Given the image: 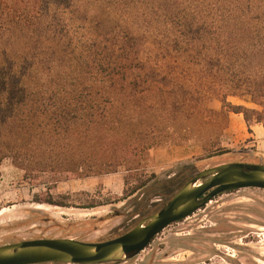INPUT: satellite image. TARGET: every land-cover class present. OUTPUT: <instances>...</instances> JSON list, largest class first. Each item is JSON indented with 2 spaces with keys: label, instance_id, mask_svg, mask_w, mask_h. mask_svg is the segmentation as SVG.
<instances>
[{
  "label": "trees",
  "instance_id": "obj_1",
  "mask_svg": "<svg viewBox=\"0 0 264 264\" xmlns=\"http://www.w3.org/2000/svg\"><path fill=\"white\" fill-rule=\"evenodd\" d=\"M150 38L157 62L141 56ZM244 96L251 106L229 100ZM260 106L264 0H0V162L47 188L124 168L121 195L78 207L145 187L155 148L192 140L206 158L229 152V113L251 132L264 126ZM63 200L34 195L77 206Z\"/></svg>",
  "mask_w": 264,
  "mask_h": 264
},
{
  "label": "rangeland",
  "instance_id": "obj_2",
  "mask_svg": "<svg viewBox=\"0 0 264 264\" xmlns=\"http://www.w3.org/2000/svg\"><path fill=\"white\" fill-rule=\"evenodd\" d=\"M141 56L157 62L160 48L155 40L147 41ZM182 74V77H189L188 73ZM193 74L190 73L191 77ZM200 86L202 84L193 88ZM229 100L252 105L247 96L242 99L229 97ZM202 105L220 109L216 99L206 98ZM262 108L264 106L259 107ZM226 129L220 145L229 152L206 158L201 146L191 140L170 145L192 147L188 157L168 161L161 156L154 160L150 153L144 165L148 173L155 174L152 181L121 201L91 208L78 206L92 198L104 201L121 195L123 167L112 174L68 179L47 188L40 180H25L23 171L13 166L9 158H4L0 162V245L58 237L104 241L128 231L139 220L157 211L197 172L222 163L247 162L238 160L253 153L247 132L241 136L228 133ZM249 163H264V158L252 159ZM35 194L41 198L51 194L77 206L36 202ZM99 264H264V189L249 187L224 192L190 216L165 227L134 257Z\"/></svg>",
  "mask_w": 264,
  "mask_h": 264
},
{
  "label": "water",
  "instance_id": "obj_3",
  "mask_svg": "<svg viewBox=\"0 0 264 264\" xmlns=\"http://www.w3.org/2000/svg\"><path fill=\"white\" fill-rule=\"evenodd\" d=\"M249 187L264 189V163L234 161L208 167L187 180L157 211L114 238L90 242L58 237L7 243L0 245V264L123 261L146 248L165 227L190 216L214 197Z\"/></svg>",
  "mask_w": 264,
  "mask_h": 264
},
{
  "label": "crops",
  "instance_id": "obj_4",
  "mask_svg": "<svg viewBox=\"0 0 264 264\" xmlns=\"http://www.w3.org/2000/svg\"><path fill=\"white\" fill-rule=\"evenodd\" d=\"M251 132L247 131V126L241 114L229 113L228 115V133L245 135L247 132L248 145L253 147V153L247 154L246 157L238 159L239 161L250 162L252 159L264 158V126L261 124H253L250 126ZM192 147L178 145L165 148H155L151 151V155L156 160L161 156L167 158L168 161L180 159L181 157H188L191 155Z\"/></svg>",
  "mask_w": 264,
  "mask_h": 264
}]
</instances>
